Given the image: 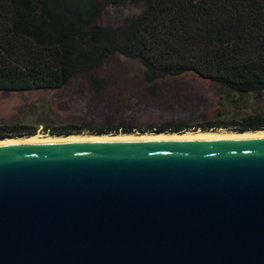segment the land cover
Wrapping results in <instances>:
<instances>
[{
  "label": "water",
  "instance_id": "95a60500",
  "mask_svg": "<svg viewBox=\"0 0 264 264\" xmlns=\"http://www.w3.org/2000/svg\"><path fill=\"white\" fill-rule=\"evenodd\" d=\"M0 264H264V138L0 144Z\"/></svg>",
  "mask_w": 264,
  "mask_h": 264
},
{
  "label": "trees",
  "instance_id": "16d2710c",
  "mask_svg": "<svg viewBox=\"0 0 264 264\" xmlns=\"http://www.w3.org/2000/svg\"><path fill=\"white\" fill-rule=\"evenodd\" d=\"M101 1L142 3L144 10L121 26L100 27L91 21ZM116 55L138 62L147 84L192 73L237 95L262 94L264 5L258 0H0V92L56 90L77 74L89 75L95 85L92 72ZM257 120L242 118L245 125L236 131L264 129ZM85 132L118 130L54 133Z\"/></svg>",
  "mask_w": 264,
  "mask_h": 264
},
{
  "label": "rangeland",
  "instance_id": "374dc122",
  "mask_svg": "<svg viewBox=\"0 0 264 264\" xmlns=\"http://www.w3.org/2000/svg\"><path fill=\"white\" fill-rule=\"evenodd\" d=\"M258 1L264 5V0ZM98 9L91 24L114 28L134 20L144 5L101 1ZM92 74L95 85L89 75L77 74L56 90L0 92V139L109 128H117V133L205 127L236 131L249 116L264 125V93L237 95L192 73L147 84L138 62L117 55L106 58Z\"/></svg>",
  "mask_w": 264,
  "mask_h": 264
},
{
  "label": "bare ground",
  "instance_id": "6f19581e",
  "mask_svg": "<svg viewBox=\"0 0 264 264\" xmlns=\"http://www.w3.org/2000/svg\"><path fill=\"white\" fill-rule=\"evenodd\" d=\"M227 137V138H264V129L256 131H227V130H207V131H185L182 133H117V134H90V133H71L66 136L60 135H47L35 133L29 136L5 138L0 141V144H15L34 141H108L124 138H136L152 141H163L184 137Z\"/></svg>",
  "mask_w": 264,
  "mask_h": 264
}]
</instances>
